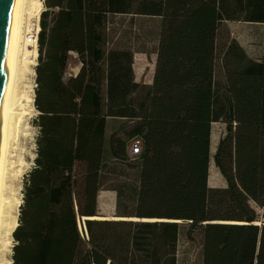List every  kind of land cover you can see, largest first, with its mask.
I'll use <instances>...</instances> for the list:
<instances>
[{"label":"trees","instance_id":"trees-1","mask_svg":"<svg viewBox=\"0 0 264 264\" xmlns=\"http://www.w3.org/2000/svg\"><path fill=\"white\" fill-rule=\"evenodd\" d=\"M42 2L36 155L11 264H178L183 227L187 236L201 231V264H264V54L253 59L232 38L221 51L223 87L215 85L220 27L264 23V0ZM116 15L160 19L148 86L134 79L131 48L107 46ZM71 52L76 73H66ZM108 118L122 125L105 158ZM216 121L225 132L211 154ZM133 138L141 149L129 159ZM131 160L132 208L120 184L110 188L113 219L88 218L110 217L97 213L104 173L111 161ZM211 161L225 185L209 186Z\"/></svg>","mask_w":264,"mask_h":264},{"label":"rangeland","instance_id":"rangeland-1","mask_svg":"<svg viewBox=\"0 0 264 264\" xmlns=\"http://www.w3.org/2000/svg\"><path fill=\"white\" fill-rule=\"evenodd\" d=\"M38 10L44 9L43 2L40 0ZM160 19L158 17L139 16V15H116L109 19L108 23V47L126 46L134 51L133 55V72L134 79L141 85L148 86L152 82L154 72V65L156 59V46L158 42ZM237 36V24L235 22H226L220 27L218 31L217 50L215 56V85L216 87H223L224 73L221 65L222 50L227 45V42ZM236 40V39H235ZM225 45V46H224ZM224 46V47H223ZM223 47V48H222ZM36 49V47H35ZM37 54V55H35ZM31 57V58H30ZM37 49L32 56L25 59L27 69L23 74L21 81V93L32 95L34 92L35 83V66L38 63ZM30 58V60L28 59ZM77 57L71 52L68 61L66 73L73 72L78 68ZM30 67V70L28 69ZM34 69V71H33ZM33 71V72H32ZM26 76V77H25ZM31 93V94H30ZM25 115L21 121V132L18 138V144L14 146L11 153L12 166L9 173V181L11 187L8 189L7 195L16 197L19 200V205L15 206L13 203L9 209L12 212L10 222L12 224L18 223V215L20 205L23 202V180L25 174L30 170L34 164L35 157V138L37 135V128L33 120L37 114L34 103L24 111ZM26 116V117H25ZM122 125V120L110 119L109 126L119 127ZM113 127V128H114ZM24 128V129H23ZM225 124L222 121L213 122L211 125V154H213L218 140L224 135ZM132 160L125 163H118L111 161L106 169L105 180L100 188V195L107 193V189L114 188L120 184H125V193L123 199L127 206L132 208V201L135 190L138 184V169L136 166L131 165ZM14 170V171H13ZM16 174V175H15ZM13 175V176H12ZM208 184L211 187L223 186L225 181L220 175L217 168L211 161L209 167ZM14 195H13V194ZM111 194V193H110ZM112 197L108 198L105 202L100 201V212L110 216L107 219H113L115 214V192ZM101 215V216H105ZM9 218V217H8ZM7 218V220H8ZM120 217H118L119 219ZM14 224V225H15ZM80 222V227H81ZM7 239V240H6ZM201 231L195 230L191 236H187L185 229H181L177 246V259L178 264H201ZM7 241V242H5ZM5 247L0 249V264H11L12 262V246L15 241L11 235L4 237Z\"/></svg>","mask_w":264,"mask_h":264},{"label":"bare ground","instance_id":"bare-ground-1","mask_svg":"<svg viewBox=\"0 0 264 264\" xmlns=\"http://www.w3.org/2000/svg\"><path fill=\"white\" fill-rule=\"evenodd\" d=\"M39 4H41L40 0H20L7 73V86L10 90V95L4 123V145L0 161V249L1 247L4 248L5 242H7H4V237L11 235L16 226L15 223V225L9 223L10 218H12L10 217L12 216V212L10 213L9 209L13 203L15 206H18L20 203L16 197L8 196L7 192L11 187V182L9 181L10 169L13 167L11 153L14 146L18 145H15V143H18L17 141L21 132V121L25 115L24 111L27 110L34 101V92L32 95L28 96L26 95L27 93L23 94L24 91L21 93L20 83L22 79H24L23 74L27 69L25 59L28 56H32L37 49H35L36 46L34 44L27 43L26 34L28 32V27L33 22L35 23L36 19L40 17V11L37 9ZM30 58L28 59L30 60ZM28 69L30 70V67ZM88 218L96 219L107 217L93 216Z\"/></svg>","mask_w":264,"mask_h":264},{"label":"water","instance_id":"water-1","mask_svg":"<svg viewBox=\"0 0 264 264\" xmlns=\"http://www.w3.org/2000/svg\"><path fill=\"white\" fill-rule=\"evenodd\" d=\"M20 0H0V161L4 145V123L10 90L7 73Z\"/></svg>","mask_w":264,"mask_h":264},{"label":"crops","instance_id":"crops-1","mask_svg":"<svg viewBox=\"0 0 264 264\" xmlns=\"http://www.w3.org/2000/svg\"><path fill=\"white\" fill-rule=\"evenodd\" d=\"M226 22H235L237 24V36L235 37L236 41L239 45L245 50L247 55L253 59L259 60V58L264 54V23L263 22H247V21H224ZM78 68L73 70L72 73H76ZM109 120L107 119L106 123V130H105V146H104V156L105 158H109V151H108V137L110 133L116 130V127L109 126ZM100 191L97 195V213L100 215H105L101 213L100 210V201L99 197L101 198V202H105L108 198L112 197L113 190L107 189V193L101 194ZM111 193V194H110ZM116 197V196H115ZM107 216V215H105Z\"/></svg>","mask_w":264,"mask_h":264},{"label":"built area","instance_id":"built-area-1","mask_svg":"<svg viewBox=\"0 0 264 264\" xmlns=\"http://www.w3.org/2000/svg\"><path fill=\"white\" fill-rule=\"evenodd\" d=\"M40 17H38L29 27L28 32L26 34V41L28 44H34L37 48V40L38 34L40 31V24H39ZM34 87L36 86V82L34 83ZM141 149V140L140 138H133L129 147L128 157L129 159H133ZM84 218H82L83 221ZM80 226V224H79Z\"/></svg>","mask_w":264,"mask_h":264}]
</instances>
